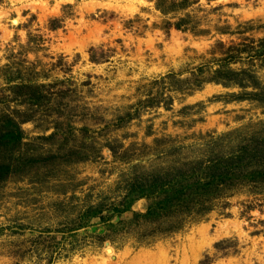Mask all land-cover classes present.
<instances>
[{
  "label": "rangeland",
  "instance_id": "obj_1",
  "mask_svg": "<svg viewBox=\"0 0 264 264\" xmlns=\"http://www.w3.org/2000/svg\"><path fill=\"white\" fill-rule=\"evenodd\" d=\"M6 114L21 169L0 181V264H264V191L248 186L154 239L129 212L59 231L121 201L134 165L264 135V0H0Z\"/></svg>",
  "mask_w": 264,
  "mask_h": 264
},
{
  "label": "trees",
  "instance_id": "obj_2",
  "mask_svg": "<svg viewBox=\"0 0 264 264\" xmlns=\"http://www.w3.org/2000/svg\"><path fill=\"white\" fill-rule=\"evenodd\" d=\"M156 8L164 14L165 10L159 4ZM179 27L177 24V29ZM28 90L35 102L40 99L35 96L36 87L31 86ZM19 124L7 114L4 122H0V158L3 157L0 160V181L13 169L16 172L21 169L15 166L11 154L6 158V153L14 150L21 141ZM228 137L230 134L204 142V149L198 154L191 152L185 158H177L168 168L157 172L139 173V167L132 166V178L126 184L121 201L108 206H89L79 220L73 222L74 226L59 231L66 233L85 228L93 219L108 224L115 215L129 212L132 219L128 225L133 224V229L142 227L143 231L137 235L140 241L154 239L180 230L189 219L204 216L211 210L213 201L240 186H248L252 192L264 191V135L243 137L233 145L232 140L224 142ZM170 152H166L167 157ZM140 199L148 202L144 213L133 212L134 202ZM102 212L107 213L102 215Z\"/></svg>",
  "mask_w": 264,
  "mask_h": 264
}]
</instances>
